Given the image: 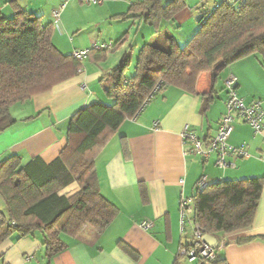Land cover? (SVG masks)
<instances>
[{
  "label": "crops",
  "instance_id": "obj_1",
  "mask_svg": "<svg viewBox=\"0 0 264 264\" xmlns=\"http://www.w3.org/2000/svg\"><path fill=\"white\" fill-rule=\"evenodd\" d=\"M51 1L52 12L63 0ZM140 1L101 0L93 5L98 6L92 10L95 21L87 22L77 1L67 0L59 28L51 12L49 21L42 19L53 25L51 41L61 54L90 52L81 61L77 76L11 109L15 123L0 134V162L11 156L20 157L22 164L34 159L46 165L55 161L66 146L69 120L90 104L111 105L105 94L112 86L109 72L124 57L134 68L141 48L159 46L163 34L172 36L183 47L197 32L202 15L217 0H183L185 8L175 14L172 22L162 23L158 31L137 18H117ZM0 13L7 18L13 14L9 7H0ZM54 34L57 39H53ZM66 37L69 39L64 44ZM121 38L125 41L111 53L95 49L115 45ZM133 73L125 74L126 80ZM231 75L237 81V96L246 105L264 101V64L254 55L226 67L214 84L209 73H202L197 78L195 94L174 87L158 91L138 115L108 134L94 156L99 191L117 209L114 220L99 233L85 227L76 238L62 235L66 248L50 259L40 233L24 237L14 233L0 244V264H189L179 256L191 239L190 227L180 230L179 202L194 196L196 183L203 175L209 184L263 180L251 226L215 238L217 255L225 264H264V127L261 134H254L249 125L235 120L229 144L245 145L249 157L232 158L229 161L234 167L226 170L214 166L215 156L202 162L193 154H185L189 146L181 139L185 126L204 143L216 135L226 111L223 83ZM78 191L72 184L60 195L70 197ZM5 213L0 196V217ZM144 222L152 227L142 230Z\"/></svg>",
  "mask_w": 264,
  "mask_h": 264
},
{
  "label": "trees",
  "instance_id": "obj_2",
  "mask_svg": "<svg viewBox=\"0 0 264 264\" xmlns=\"http://www.w3.org/2000/svg\"><path fill=\"white\" fill-rule=\"evenodd\" d=\"M3 2L13 14L7 18L0 13V134L15 123L10 115L13 107L81 70V62L53 46L51 23L27 13L17 0ZM184 8L183 0H141L117 18H137L158 31ZM198 25L183 47L168 34L160 35L157 47L143 46L129 80L125 74L130 63L124 57L109 72L112 86L105 94L111 105L98 102L79 110L68 122L66 146L55 161L46 165L34 159L22 164L20 157L11 156L0 162V196L6 210L0 217V244L14 233L24 237L38 232L50 259L65 250L62 235L76 238L85 227L103 231L117 214L101 195L94 169V156L108 134L135 117L158 92L156 88L195 94L202 73H209L214 84L221 71L243 58L254 55L264 64V0H247L239 11L230 6L213 11L212 7ZM124 41L121 38L103 53L113 52ZM72 184L77 185V193L60 195ZM262 185L261 178H253L196 189L193 223L204 235L214 237L250 227ZM209 264L225 262L217 257Z\"/></svg>",
  "mask_w": 264,
  "mask_h": 264
},
{
  "label": "built area",
  "instance_id": "obj_3",
  "mask_svg": "<svg viewBox=\"0 0 264 264\" xmlns=\"http://www.w3.org/2000/svg\"><path fill=\"white\" fill-rule=\"evenodd\" d=\"M78 1L81 4L87 5H98L101 3V0ZM246 2L247 0H217L213 5V11L219 9L221 6L234 7L237 11H239L242 5ZM66 6L67 0H63L51 12V18L58 28L60 15ZM106 48H110V45L96 47L95 49L104 50ZM87 55L88 51H75L71 54V56L78 62H81ZM236 84V78L232 75L224 80L223 89L226 95V111L221 116L218 122L216 135L211 140L207 143L202 142V140H200L196 134L188 128V126H185L181 133L183 144L189 146V151L185 154H193L202 162H207L211 156H215L214 166L220 170L233 168L234 164L229 161L232 158L246 159L249 157L246 151L247 147L245 145L235 147L229 144V138L233 131V124L235 120H240L249 125L254 134H261L264 127V101H255L252 104L246 105L243 100L237 96ZM156 90L159 91L158 88H156ZM141 110H139L136 115H138ZM208 185V177L203 175L198 179L196 189L198 191H203L208 187ZM179 212L181 232H184L186 227L191 228L190 244L181 248L179 256L186 259L189 264H209L215 261L218 257V247L216 249L209 247L203 241V237L205 235L192 221V198L180 199ZM151 227L152 224L149 222H144L140 225V228L145 231Z\"/></svg>",
  "mask_w": 264,
  "mask_h": 264
},
{
  "label": "rangeland",
  "instance_id": "obj_4",
  "mask_svg": "<svg viewBox=\"0 0 264 264\" xmlns=\"http://www.w3.org/2000/svg\"><path fill=\"white\" fill-rule=\"evenodd\" d=\"M75 1H77L76 4H77L78 8H82L79 11L82 14V16L84 17V20L87 22L95 21V15L93 14L92 10L94 8H97L98 6L94 7L93 5H90V4L89 5L80 4L78 0H75ZM52 2L53 1L49 2V0H17V4L22 9H24L27 13H33V15L41 17L44 20V22L49 21L50 12H51L52 7L54 6V3H52ZM71 4L72 3H70V5ZM0 7H9L10 8V5L4 4L3 0H0ZM57 36L58 35L54 34L53 39H57L58 38ZM67 37H69V36L67 35ZM67 37L64 40V44H67V41L69 39ZM132 72H133V67H130L126 76H128L129 74H132Z\"/></svg>",
  "mask_w": 264,
  "mask_h": 264
},
{
  "label": "water",
  "instance_id": "obj_5",
  "mask_svg": "<svg viewBox=\"0 0 264 264\" xmlns=\"http://www.w3.org/2000/svg\"><path fill=\"white\" fill-rule=\"evenodd\" d=\"M203 241L212 249H216L218 246V242L214 236L205 235Z\"/></svg>",
  "mask_w": 264,
  "mask_h": 264
}]
</instances>
